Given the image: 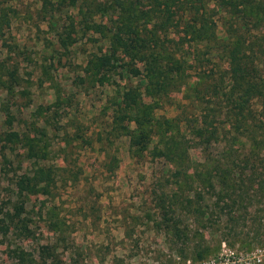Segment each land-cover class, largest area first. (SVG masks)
I'll list each match as a JSON object with an SVG mask.
<instances>
[{
	"label": "rangeland",
	"instance_id": "374dc122",
	"mask_svg": "<svg viewBox=\"0 0 264 264\" xmlns=\"http://www.w3.org/2000/svg\"><path fill=\"white\" fill-rule=\"evenodd\" d=\"M9 1L10 26L0 33V76L4 67L17 70L21 86L11 91L0 81V264H197L238 255L264 264V239L227 245L216 234L208 236L187 211L176 216L178 226L165 220L161 200L185 182L153 151L158 136L143 157L133 155L126 136L97 144L98 135L111 130L119 93L138 85L144 101L154 104L146 83L129 73L131 62L107 56V43L91 32L80 33L63 49L58 32L76 16L75 8L65 9L59 0L47 8L42 0ZM219 5L212 0L206 12L221 24L228 16ZM203 9L195 16L202 17ZM96 20L105 24L108 18ZM93 55L107 65L109 83L93 85L82 78ZM170 99L175 106L185 102L183 92ZM168 103L158 114L175 117L177 108ZM10 133L49 143L50 154L45 160L29 159L25 141L11 142ZM81 134L92 144L78 139ZM189 146L192 172L204 158L198 142L191 140ZM107 151L117 159L110 171L105 169L111 159ZM40 166L58 169L50 195L20 192L21 178ZM67 166L72 174L64 170ZM185 186L194 200L207 190L199 180Z\"/></svg>",
	"mask_w": 264,
	"mask_h": 264
},
{
	"label": "trees",
	"instance_id": "16d2710c",
	"mask_svg": "<svg viewBox=\"0 0 264 264\" xmlns=\"http://www.w3.org/2000/svg\"><path fill=\"white\" fill-rule=\"evenodd\" d=\"M42 1L45 8L52 4L51 0ZM147 1L59 0V6L78 11L76 16H71L70 24L58 32L61 47L67 50L80 33L99 35L108 45L107 56L127 58L131 62L129 73L146 83L154 99V104L148 105L138 85L119 93L120 97L113 103L116 108L111 130L99 134L96 142L103 144L111 142V137L126 136L130 138L133 155L143 157L158 136L153 151L174 166V176L185 183L205 182L207 189L197 193L194 200L186 194L191 190L183 183L171 197L161 200L165 220L172 227L178 226L176 216L187 211L208 236L216 234L222 243L261 242L264 239V0H218L220 9L228 16L221 24L206 12L212 0ZM9 4V0H0L1 34L10 26ZM200 7L204 8V14L199 18L195 15ZM98 15L106 16L107 23L97 22ZM52 19L54 16L49 24L54 25ZM176 30L179 32L174 33ZM106 66L93 55L82 78L93 85L109 83L104 74ZM2 71L0 81L7 90L21 86L17 70L4 67ZM180 92L185 102L175 106L170 97ZM167 103L177 108L175 117L158 114L166 109ZM131 125L134 127L130 128ZM25 139L18 133L8 135L11 142L25 141L29 159L48 157L49 143L42 144L35 137L33 142L28 137ZM78 139L92 144L85 135H79ZM191 140L202 147L204 162L191 167L189 172ZM214 147H218L216 154ZM116 162V158H111L105 162V169L110 171ZM64 170L72 174L70 166ZM57 174V168L40 166L31 176L21 178L18 189L29 195H50L58 183ZM198 257L202 259L203 254Z\"/></svg>",
	"mask_w": 264,
	"mask_h": 264
},
{
	"label": "built area",
	"instance_id": "2783aa9c",
	"mask_svg": "<svg viewBox=\"0 0 264 264\" xmlns=\"http://www.w3.org/2000/svg\"><path fill=\"white\" fill-rule=\"evenodd\" d=\"M260 260H258L259 262ZM258 262L255 260V263L242 256V255H238V256H230V257H222L219 260H212L210 262H200L197 264H258ZM189 264H191V262H189Z\"/></svg>",
	"mask_w": 264,
	"mask_h": 264
}]
</instances>
